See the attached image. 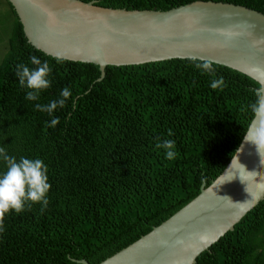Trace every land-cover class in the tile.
I'll use <instances>...</instances> for the list:
<instances>
[{
  "label": "trees",
  "instance_id": "trees-1",
  "mask_svg": "<svg viewBox=\"0 0 264 264\" xmlns=\"http://www.w3.org/2000/svg\"><path fill=\"white\" fill-rule=\"evenodd\" d=\"M103 8L166 11L193 1L228 3L264 16V0H79ZM11 17L0 60V147L41 159L49 203L5 215L0 264H97L135 241L194 198L229 161L253 113L257 84L204 61L170 59L138 65H96L57 59L32 48ZM47 61L51 87L37 101L19 84L17 65ZM223 77L225 86L212 89ZM72 96L52 115L36 110ZM59 118L55 127L49 126ZM171 130L173 135L169 136ZM175 141L168 160L157 141ZM6 165L0 160V173ZM193 264H264V197Z\"/></svg>",
  "mask_w": 264,
  "mask_h": 264
},
{
  "label": "water",
  "instance_id": "water-1",
  "mask_svg": "<svg viewBox=\"0 0 264 264\" xmlns=\"http://www.w3.org/2000/svg\"><path fill=\"white\" fill-rule=\"evenodd\" d=\"M6 1L32 48L96 65L99 78L107 65L192 59L212 61L264 86V16L242 6L193 1L166 11H139L103 8L94 1ZM255 119L253 114L218 176L164 221L97 264H193L230 231L264 197V145L247 141Z\"/></svg>",
  "mask_w": 264,
  "mask_h": 264
},
{
  "label": "clouds",
  "instance_id": "clouds-1",
  "mask_svg": "<svg viewBox=\"0 0 264 264\" xmlns=\"http://www.w3.org/2000/svg\"><path fill=\"white\" fill-rule=\"evenodd\" d=\"M35 68H29L24 64H18L16 75L19 78L21 87L27 88L25 99L29 101H37L40 92L51 87L49 75L52 71L47 61L42 62L36 56L30 58ZM197 69L202 72L214 75L215 68L212 61H204L202 64L197 63ZM212 89H221L225 86L223 77L214 79L211 82ZM61 98L53 100L46 105L37 103L36 110L46 112L49 115L65 106L66 101L72 96V91L68 87H64L60 93ZM255 116L251 131L247 141L254 145H264V86L256 90V100L248 106ZM59 123V118H53L49 126L55 127ZM168 135L172 136L171 130ZM156 148L165 150V158L174 159L178 153L175 151L174 140H164L156 143ZM0 160L5 165V171L0 173V231H3V221L5 215L10 211L20 213L25 210L26 206L30 209L33 204H40L41 211L47 208L49 200L47 194L50 190L48 182V168L44 162L39 159H29L21 157L17 160L7 154L6 149L0 147ZM252 173L256 174L255 171Z\"/></svg>",
  "mask_w": 264,
  "mask_h": 264
},
{
  "label": "rangeland",
  "instance_id": "rangeland-1",
  "mask_svg": "<svg viewBox=\"0 0 264 264\" xmlns=\"http://www.w3.org/2000/svg\"><path fill=\"white\" fill-rule=\"evenodd\" d=\"M11 17L3 0H0V60L5 53V43L10 32Z\"/></svg>",
  "mask_w": 264,
  "mask_h": 264
}]
</instances>
